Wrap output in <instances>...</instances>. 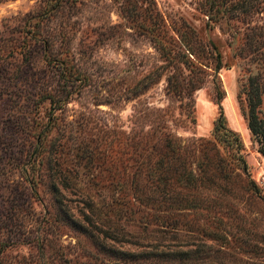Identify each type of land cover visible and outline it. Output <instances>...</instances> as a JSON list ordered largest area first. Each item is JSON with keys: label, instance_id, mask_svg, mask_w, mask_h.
<instances>
[{"label": "rangeland", "instance_id": "obj_1", "mask_svg": "<svg viewBox=\"0 0 264 264\" xmlns=\"http://www.w3.org/2000/svg\"><path fill=\"white\" fill-rule=\"evenodd\" d=\"M217 2L0 0V264H264V153L241 93L264 54L237 53L247 33L264 49V0ZM216 52L239 151L212 135ZM163 134L188 183L164 180Z\"/></svg>", "mask_w": 264, "mask_h": 264}, {"label": "trees", "instance_id": "obj_2", "mask_svg": "<svg viewBox=\"0 0 264 264\" xmlns=\"http://www.w3.org/2000/svg\"><path fill=\"white\" fill-rule=\"evenodd\" d=\"M218 3L217 0H209V5L212 7ZM218 7V6H217ZM217 7L215 9H217ZM248 34V33H247ZM245 34L244 44L238 48V54L240 53H258L259 55L264 54V49L261 44L256 41L249 39V36ZM211 47L214 49L215 46L211 43ZM221 59L218 52L215 54L214 64L212 65V73L210 74V81L212 83V95L213 101L217 105V116L214 118L212 123V135L216 141H223L224 143L233 147L234 151H239L242 148V140L236 130L228 127L225 123V116L221 106V98L223 97L224 90L222 88L220 79L217 75L218 69L221 67ZM189 72L187 77V86L189 89H195L200 86L201 82L205 79L206 73L197 64H191L189 66ZM171 79L167 78L169 82ZM241 93L245 102V108L243 110L246 125L250 132L253 134L258 147L257 149L264 153V118L259 115V105L261 103V96L264 93V74L262 71L256 73H248L244 82L242 83ZM213 141V140H212ZM209 140L198 139L197 145L201 151H204L208 147L214 148V159L212 164L214 166H220L222 158L220 157L214 142ZM209 144V145H208ZM223 145V143H222ZM181 146V142L177 141L176 138L163 134L161 136L160 151L156 158L158 165L160 166L164 180L169 181V178L180 180L183 184L189 182V171L186 170L183 159L180 155H177L176 148ZM167 150V151H166ZM204 158L207 162V155L204 153ZM236 159L240 160L242 168L245 169L246 164L243 157L238 153ZM176 160L179 162L177 164ZM169 176V177H168ZM104 235H107L103 232ZM120 253H125L118 250ZM132 254V253H131Z\"/></svg>", "mask_w": 264, "mask_h": 264}]
</instances>
